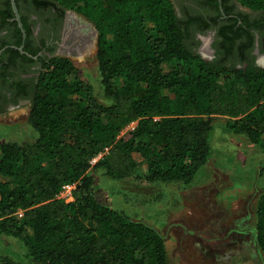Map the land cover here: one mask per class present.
<instances>
[{"label": "trees", "instance_id": "16d2710c", "mask_svg": "<svg viewBox=\"0 0 264 264\" xmlns=\"http://www.w3.org/2000/svg\"><path fill=\"white\" fill-rule=\"evenodd\" d=\"M57 1L94 23L97 70L112 103L97 100L68 57L43 59L27 116L35 139L0 142V237L23 246L30 264H168L156 230L98 200L93 172L124 179L139 160L146 180L189 185L210 158L217 116L264 154V67L244 63V54L231 66L203 58L172 0ZM236 1L264 12V0ZM254 27L264 44V19ZM74 182L72 201L57 198ZM255 225L264 255V188ZM0 264L22 263L0 252Z\"/></svg>", "mask_w": 264, "mask_h": 264}, {"label": "rangeland", "instance_id": "374dc122", "mask_svg": "<svg viewBox=\"0 0 264 264\" xmlns=\"http://www.w3.org/2000/svg\"><path fill=\"white\" fill-rule=\"evenodd\" d=\"M94 34L91 29L86 31L90 43L83 56L58 53L72 60L79 76L92 85L97 100L109 105L112 101L103 96L97 70ZM262 56L264 49L258 63ZM27 116V108L5 113L0 118V142L33 141ZM226 119L214 117L210 158L189 185L148 181L139 160L136 171L124 179L112 180L101 170L93 172L98 200L156 230L165 242L168 264H264L255 225V209L264 188V154L244 135L230 132ZM131 129L124 127L120 136ZM24 250L15 239L0 237V252L27 264Z\"/></svg>", "mask_w": 264, "mask_h": 264}, {"label": "flooded vegetation", "instance_id": "af4514ba", "mask_svg": "<svg viewBox=\"0 0 264 264\" xmlns=\"http://www.w3.org/2000/svg\"><path fill=\"white\" fill-rule=\"evenodd\" d=\"M172 1L186 24L188 43L200 55H204L201 48L207 40L206 60L219 59L231 66L244 54V63L258 66L264 63V56L257 61L264 44L260 31L254 27L264 19L263 11H252L236 0ZM14 3L19 19L11 0H0V118L16 108H27L29 113L43 59L68 57L60 53L79 55L86 44L83 33L96 30L88 17L57 0H14ZM86 21L90 28L86 27ZM97 34H94L96 47ZM227 45L230 53L226 52Z\"/></svg>", "mask_w": 264, "mask_h": 264}, {"label": "built area", "instance_id": "2783aa9c", "mask_svg": "<svg viewBox=\"0 0 264 264\" xmlns=\"http://www.w3.org/2000/svg\"><path fill=\"white\" fill-rule=\"evenodd\" d=\"M127 126L133 129L135 126V122H131ZM103 154H104L103 152H100L97 155L93 156L89 160L90 165L91 166L94 165L100 158H102ZM75 186H76V182L62 186V189L58 193L57 198L62 199L65 202L72 201L74 197Z\"/></svg>", "mask_w": 264, "mask_h": 264}, {"label": "bare ground", "instance_id": "6f19581e", "mask_svg": "<svg viewBox=\"0 0 264 264\" xmlns=\"http://www.w3.org/2000/svg\"><path fill=\"white\" fill-rule=\"evenodd\" d=\"M69 33H72V32H70L69 31ZM75 34V33H74ZM81 34V33H80ZM83 35H86V33L84 32L83 33ZM83 38H84V41L86 42V44H83V46H84V48L81 50V51H79V56H83V53H86V51H87V49H88V47H89V44L87 43V38H86V36H83ZM206 39V38H205ZM206 42L204 43V45L202 46V48H201V50H202V53H204V55L205 54H209V49H208V46H207V40H205ZM84 42V43H85ZM90 43V42H89ZM80 50V49H79ZM89 50V49H88ZM263 60H264V58H263Z\"/></svg>", "mask_w": 264, "mask_h": 264}, {"label": "water", "instance_id": "95a60500", "mask_svg": "<svg viewBox=\"0 0 264 264\" xmlns=\"http://www.w3.org/2000/svg\"><path fill=\"white\" fill-rule=\"evenodd\" d=\"M11 3H12L13 10H14L16 16H17V19H19V18H18L17 9H16L15 3H14V0H11ZM19 25L21 26V23H20V22H19ZM94 32H95V34H97V30H95ZM201 56H202L203 58H205V59L207 58V57L204 56V55H201ZM260 66L264 67V63H261Z\"/></svg>", "mask_w": 264, "mask_h": 264}]
</instances>
